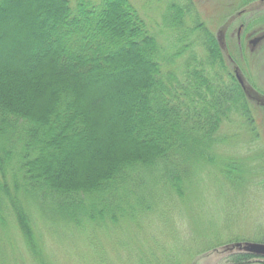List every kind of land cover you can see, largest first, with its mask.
Here are the masks:
<instances>
[{"label":"trees","instance_id":"obj_1","mask_svg":"<svg viewBox=\"0 0 264 264\" xmlns=\"http://www.w3.org/2000/svg\"><path fill=\"white\" fill-rule=\"evenodd\" d=\"M254 1L237 21L264 13ZM162 19L160 44L130 0H0V264H55L44 232L93 255L100 231L140 237L209 167L249 184L254 162L219 149L234 126L258 139L264 92L243 90L193 0Z\"/></svg>","mask_w":264,"mask_h":264},{"label":"rangeland","instance_id":"obj_2","mask_svg":"<svg viewBox=\"0 0 264 264\" xmlns=\"http://www.w3.org/2000/svg\"><path fill=\"white\" fill-rule=\"evenodd\" d=\"M172 1L130 0L146 20L149 29L158 33L160 44L165 30L162 17ZM193 1L198 22L217 38L223 53L231 60V71L237 69L249 87L263 93L264 41L252 48L248 40L264 33V13L258 12V17H254L255 22L250 24L252 26H247L243 17L242 22H246L247 28L242 29L238 37L240 21H237V13L243 10L240 7L242 0ZM233 18L235 21L231 22ZM252 20L250 18L248 22ZM193 47L198 54H204L203 48L197 44ZM259 98L261 96H256L253 101L264 105V101ZM254 117L258 139L252 140L244 129L234 126L228 132L236 135L234 143L219 149L221 156L254 162L252 168H256V171L251 175L248 185L244 184L243 188L236 190V187L225 183L216 168L209 167L206 172L197 175L199 182L194 192L183 198H172L161 209L160 221L164 224L154 221L144 225L140 237L132 225L124 233L116 231L115 235L109 234L105 239L104 231H100L95 255L67 241H52L44 232L49 257L55 264H146L142 252L149 250L157 260L169 256L171 259L168 264H171V260L174 262L172 264H228L224 259L228 253L259 243L258 240L264 238L263 111L258 109ZM222 174L227 176L228 172ZM22 257L19 264H33L29 257L23 254ZM163 264H166L165 261Z\"/></svg>","mask_w":264,"mask_h":264},{"label":"flooded vegetation","instance_id":"obj_3","mask_svg":"<svg viewBox=\"0 0 264 264\" xmlns=\"http://www.w3.org/2000/svg\"><path fill=\"white\" fill-rule=\"evenodd\" d=\"M251 7H253V9H260V8H263L264 7V0H257V1H254L251 3V5H249ZM245 10H241L240 12L237 13V18L239 19L240 15H242L244 13ZM235 21V18H233L231 20V22H234ZM246 22H240L238 27H237V34H238V37L240 35V32L242 29H246L247 26H245ZM229 25V24H228ZM228 25L226 26V28L228 27ZM247 25V24H246ZM225 28V30H226ZM264 33L258 35V36H261L263 35ZM258 36H255V37H258ZM254 37V38H255ZM250 40L252 39H249L248 40V45L251 46L252 48L256 47L259 43H261L262 41H264V39H262L260 42H258L255 46L251 45L250 44ZM234 73H235V76H236V79L238 80L239 82V79L242 81V84L239 82V84L241 85V87L243 88V90L245 89V85H244V78L241 76V74L238 72L237 69L234 70ZM246 88H248L250 91L251 89L246 86ZM240 253H247L250 255V257L246 260V261H240V262H236V263H232V262H229L228 261V258L231 257V256H238ZM224 259L226 261H228V264H264V255H257V254H252V253H248V252H245L244 250H241V251H236V252H231V253H228Z\"/></svg>","mask_w":264,"mask_h":264},{"label":"water","instance_id":"obj_4","mask_svg":"<svg viewBox=\"0 0 264 264\" xmlns=\"http://www.w3.org/2000/svg\"><path fill=\"white\" fill-rule=\"evenodd\" d=\"M262 39H264V34L250 40V44L255 46ZM239 82L242 84V81L240 79H239ZM244 251L248 253H252V254L264 255V244H261V243L249 244L244 247Z\"/></svg>","mask_w":264,"mask_h":264}]
</instances>
